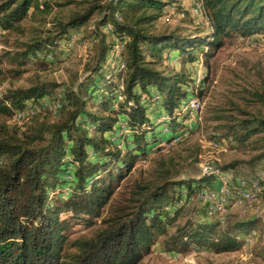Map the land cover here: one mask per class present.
I'll return each mask as SVG.
<instances>
[{"label":"trees","instance_id":"obj_1","mask_svg":"<svg viewBox=\"0 0 264 264\" xmlns=\"http://www.w3.org/2000/svg\"><path fill=\"white\" fill-rule=\"evenodd\" d=\"M171 2L86 1L65 19L53 17L49 28L34 29L28 40L1 51L0 81L8 73L19 76L31 59L52 57L98 14L87 36L96 43L95 53L79 81H37L0 94V116L12 117L45 100L59 103L55 121L39 120L40 111L23 131L0 123V264H138L159 237L167 252L182 254L193 247L231 252L240 249L244 236L255 229L258 218L251 217L187 220L169 233L181 197L212 180L210 176L174 180L171 159L157 160L149 175L118 190L136 162L146 160L162 142L170 144L179 129L187 127L190 111L183 108L196 95L194 78L182 71L163 72L155 64L171 53L183 64L194 63L199 53L207 61L232 33L264 34V0H202L209 34L150 30ZM51 5L50 0H0V32L6 36L21 32L26 20L40 16L44 27L43 16ZM118 41L123 42L118 55L123 70L108 64ZM119 94L123 100L118 102ZM155 94L160 99L151 101ZM251 96L264 104L262 93L253 91ZM234 108L246 116H216L224 121L218 139L257 151L251 162L264 159V116ZM161 116L169 119L157 123ZM120 123L128 130L122 147L117 138ZM170 130L173 134L164 140L160 132ZM236 165L233 161L223 169ZM73 224L97 226L90 235L70 239Z\"/></svg>","mask_w":264,"mask_h":264},{"label":"rangeland","instance_id":"obj_2","mask_svg":"<svg viewBox=\"0 0 264 264\" xmlns=\"http://www.w3.org/2000/svg\"><path fill=\"white\" fill-rule=\"evenodd\" d=\"M64 1L50 0L52 8L49 14L43 16L45 18L44 27L40 16L36 20L34 18L26 20L21 32H14L8 36L5 32H0V53L10 48L8 47L10 44L14 46L19 41L28 40L34 34V29L49 28L53 17L65 19L71 12L87 5L86 1L92 0H75L74 3L66 6L57 5ZM99 1L104 3L107 0ZM97 16L98 14H95L91 21L85 27L80 28L70 41L63 42L60 45L61 50H56L52 57L46 58L41 55L38 59H31L25 64L24 71L19 76L8 73L5 79L0 81V94L8 88L26 87L37 81L64 84H74L79 81L87 73L86 62L90 61L95 53L96 43L87 36ZM150 30L191 35L211 32L209 21L200 9L199 0H172L164 8L161 16L150 25ZM121 44L123 42H116L109 54L108 64L111 69L118 70L117 63L120 61L118 55L123 50L120 47ZM167 56L168 59L164 57L155 64V67L166 73L182 71L194 78L196 95L191 99H196L197 102H189L190 99L184 105L183 109L185 111L190 109V112L189 119L185 122L187 129L178 131L181 136L180 140L171 144L162 142L155 146L148 153L146 160L136 162L118 190H121L124 185L129 186L135 179L149 175L151 168L155 167L159 159L166 161L171 159V162L175 164L174 180L202 178L205 175L204 165L213 164L223 169L225 165L233 161L237 162L236 166L223 170H232L234 175L239 177H254L259 170L264 169V159L251 162L252 158L258 154L257 151L226 138L218 139L224 131L223 128H219V124H223L224 121L217 119L216 116L222 114L246 116L235 111L234 106H239L251 114L264 116V104L254 101V97L251 96L253 91L264 95V34L244 37L232 33L223 39V45L213 51L207 61L200 53L194 63L187 62L186 64L181 62L177 54L171 53ZM10 67L13 66L10 65ZM205 72L207 77L200 89V81L206 76ZM57 104L59 103L45 100L39 107H27L24 116L19 117L17 112L12 117L0 116V123L23 131L31 124L30 118L39 114L40 111L42 113L39 115V120L55 121L59 108ZM191 104L194 105L189 108ZM162 127L163 124H160L158 129ZM188 129L194 131L190 133ZM120 130L121 128L117 138L120 140L118 144L122 147L128 132L121 133ZM172 134V130L167 133L160 132L164 140L169 139ZM261 187L253 206L239 208L230 203L226 205L225 212L221 215L209 214L206 210V203L196 199L195 192L191 195H183L177 204L181 209L173 223L167 227L168 232L173 233L187 220L193 222L198 220L233 221L251 217L258 218L256 233L245 241L243 238V244L237 251L213 253L193 247L182 254L172 253L163 249V238L159 237L157 243L143 254L138 264H264V182H261ZM192 196L195 197L194 200ZM166 209L168 210V207ZM96 226L73 224L68 231V236L74 239L90 235Z\"/></svg>","mask_w":264,"mask_h":264},{"label":"built area","instance_id":"obj_3","mask_svg":"<svg viewBox=\"0 0 264 264\" xmlns=\"http://www.w3.org/2000/svg\"><path fill=\"white\" fill-rule=\"evenodd\" d=\"M199 2L200 9L206 16L202 7V0H199ZM107 28H110V26L108 25ZM120 47L123 48V44H121ZM117 68L118 70L124 69V62L122 60L117 63ZM119 88H122V84L119 85ZM143 97L145 98L146 94H143ZM159 99L160 96L158 94H155L152 97L153 101H157ZM122 100L123 96L119 94L117 101L119 102ZM195 101L197 102L196 99H191L189 102L195 103ZM193 105L191 104V106L188 107L192 108ZM57 106H59V104H57ZM48 109H50V107ZM26 111V109L23 111H18L17 115L19 117L24 116ZM168 119V116H161L157 119V122L159 123L161 121H167ZM120 128L121 133L128 132L125 127V123H120ZM164 130H167V127H164ZM180 138V134H177L172 139L171 143L178 142ZM118 147H121V145L118 144ZM203 173L205 174L204 176H210L212 182L206 187L198 189L194 194L197 197L196 199H200V201L202 200L206 203V210L209 214L217 213L221 215L223 212H225V207H227L226 205L230 203H232L233 206H237L239 208H247L253 206L257 201L259 192L262 189L261 182H264V169L259 170L254 177L248 178L245 176H235L232 170H223L216 165L206 164L203 166ZM194 199L195 197L192 196V200ZM255 233L256 230L253 229L247 236L244 237V241L249 236H252Z\"/></svg>","mask_w":264,"mask_h":264}]
</instances>
